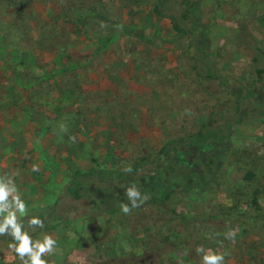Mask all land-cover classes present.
<instances>
[{"label":"rangeland","instance_id":"1","mask_svg":"<svg viewBox=\"0 0 264 264\" xmlns=\"http://www.w3.org/2000/svg\"><path fill=\"white\" fill-rule=\"evenodd\" d=\"M189 1L202 15L175 35L166 17H180L182 0H165L163 13L160 0H0V176L19 190L33 241H56L49 264H202L199 248L225 253V264H264V0ZM93 12L160 38L125 35L101 54L100 22L75 24ZM59 47L88 62L55 74ZM203 123L221 132L201 149L189 138ZM91 167L125 175L92 176L67 195L73 173ZM213 183L220 190L205 189ZM132 185L148 199L124 214ZM166 199L188 222L159 211ZM34 216L43 228H28ZM235 230L245 232L225 238ZM15 243L0 236V264H23Z\"/></svg>","mask_w":264,"mask_h":264},{"label":"trees","instance_id":"2","mask_svg":"<svg viewBox=\"0 0 264 264\" xmlns=\"http://www.w3.org/2000/svg\"><path fill=\"white\" fill-rule=\"evenodd\" d=\"M165 0H160L159 4H158V9L157 11H159V13H163L162 10H159V8H161V6L164 5ZM182 5L184 7L182 13L180 14L179 18H174L173 16H168L166 17L169 20V25L170 28L172 29V31L174 32L175 35H185L187 33L186 29L184 28V23H187L188 21H193L196 19H199L202 15L200 7L197 3H193L190 2L189 0H182ZM85 18V20H84ZM84 20V21H83ZM97 22L99 24H101L102 28L100 29V27L97 29L98 31H94L92 32V34L94 35V38H98V46L102 47V51L99 52L101 54L106 53V49L109 48L110 45H112L118 38L122 37V36H128L134 40H144V41H148L150 38H160V36L156 33L155 35H152L153 33H147V35L145 33H139L138 31H136V33H130L132 31H125L123 30V28H121V25L118 23H115V21L112 18H108L106 16H103L97 12H93L91 13V15H83L79 16L77 19H75V24L77 23H81L82 22V28H85V26L87 25L88 22ZM86 24V25H85ZM103 24V25H102ZM87 33H90V31H87ZM92 35V36H93ZM60 44V43H59ZM61 48V50H57L56 52H54V59H53V64H59L61 61V65H62V69L58 70V72H55V74L58 75L59 72L63 73L62 76H64V74L69 75V71H71L72 69H76V66L78 64L83 63L85 60H78L75 59L74 56H72L70 54V50L68 48H66L64 50L63 47H59ZM71 49V48H70ZM105 49V50H104ZM69 50V51H68ZM203 57H205L204 54H202ZM65 58H70L71 60L68 62V64L70 65L69 67H66V63H65ZM88 59H86L85 63L86 64L88 61ZM79 62V63H77ZM19 64H26L25 61H21V63ZM72 66V67H71ZM70 68V69H68ZM207 71L210 72V68L207 66L206 67ZM43 74L49 78H54L52 77V75L54 73H51L50 71L44 70ZM239 104H237V109H239ZM244 115H241V117H239L237 119V121L241 122L243 119ZM221 131H217L215 129L209 128L205 125V123H203L200 127V129L198 130V132L192 136L191 138H189V142H191L192 144L195 145V147L197 148H204L208 145H211V143H208V140L211 141H216L218 139H220L219 135H220ZM186 139L182 138L178 141H174L173 144L177 143L178 145H183L185 144ZM172 145V144H171ZM39 154L46 156V151H43L42 147L40 148ZM162 153L166 152V147H163L161 149ZM42 158H45L43 156H41ZM55 157H49V158H45L48 159L50 161H48L49 168H53V158ZM92 161L93 162H97V159L95 157H92ZM58 165V164H57ZM47 166V165H46ZM142 165L141 164H135L133 165L130 169L132 173H136L137 170L142 169ZM125 174H123L120 170H116V169H111V168H97V167H91L89 169H87L86 171H75L72 175L71 180L69 181L67 188L65 190V193L69 196H76L77 195V190L80 186V184L82 182H84L87 178H93L92 176H95L97 178H99V180L101 182H119ZM254 177V173L252 172H248L245 174V179L246 180H252ZM206 190H215L218 191L220 190V184L219 183H213L211 185H206L205 187ZM259 194L258 191L254 192V195ZM166 198H169L171 195H168L165 193ZM170 199V198H169ZM155 202V200H154ZM153 202V204H154ZM256 205V201H254ZM162 203V202H161ZM165 205L167 204V206L169 208H166L167 210L163 209H159V211L161 212H166L168 214H170L172 217L171 218H180V220L182 222H188L187 219H185L184 216H180L177 212V207L179 206L177 203L174 202H168V199L165 200ZM164 205L162 204L161 207H163ZM37 209L38 210H45V205L44 204H39L37 205ZM144 207V206H143ZM141 207V208H143ZM140 208V209H141ZM121 211L118 209H113L112 213L117 214V217L121 216ZM225 215V214H224ZM58 218V217H57ZM121 219V218H120ZM125 222L121 221V225H125ZM242 226V225H240ZM239 228V227H238ZM240 230V229H239ZM235 235H242L245 231L243 230L242 232L238 230H235ZM238 232V233H237ZM231 242V241H230ZM225 244L227 246L230 245L229 242H225ZM262 247H264V240L262 243ZM184 249V248H183Z\"/></svg>","mask_w":264,"mask_h":264},{"label":"clouds","instance_id":"3","mask_svg":"<svg viewBox=\"0 0 264 264\" xmlns=\"http://www.w3.org/2000/svg\"><path fill=\"white\" fill-rule=\"evenodd\" d=\"M62 132H67V126L60 125ZM69 139L75 143L76 137L70 136ZM131 169H125L130 171ZM33 171H39L38 165H33ZM6 181V182H5ZM129 204L121 203L120 208L124 214L131 212L133 208H137L145 202L148 197L142 196L135 185L126 190ZM27 212V206L19 190L17 189L13 179L8 176H0V236L10 235L16 243L10 245L20 257L23 264H49L42 257L46 253H52L56 246V241L49 235H45L43 240L33 241L29 232L25 229L23 221H20L18 214L24 215ZM28 228L44 227V222L38 217H31L27 222ZM235 232L226 233V239H234ZM203 252L202 264H225V253L213 251L212 249H197ZM27 257V259H25Z\"/></svg>","mask_w":264,"mask_h":264}]
</instances>
